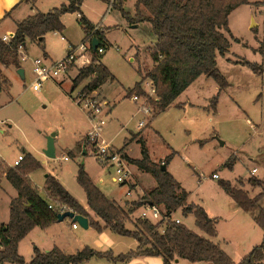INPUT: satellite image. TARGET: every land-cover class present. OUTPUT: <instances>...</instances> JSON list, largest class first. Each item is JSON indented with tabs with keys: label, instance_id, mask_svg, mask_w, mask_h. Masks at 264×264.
<instances>
[{
	"label": "rangeland",
	"instance_id": "rangeland-1",
	"mask_svg": "<svg viewBox=\"0 0 264 264\" xmlns=\"http://www.w3.org/2000/svg\"><path fill=\"white\" fill-rule=\"evenodd\" d=\"M64 1L38 0L36 8L47 12L59 7ZM119 1L115 0V3ZM135 1L123 2L125 11H129L132 16L135 15ZM249 1L250 3L238 6L229 16L232 36L239 40L229 36V52L225 56H218V67L229 86L219 93L216 109L211 105V98L219 91L218 83L212 77L202 75L177 98V101H184L181 107L176 106L175 101L166 110L159 111L155 103L144 98L146 105L152 108L151 115L142 109V99L135 101L128 97L129 90L141 79L138 67L144 77L142 89H146L145 83L150 80L145 77L154 66L147 47L151 44L150 40L142 33L140 27L130 28L132 24L114 6L109 9V0H84L82 4V10L90 21L95 24L103 22L108 26V38L111 42L102 60L115 76V80L106 81L101 93L95 91L92 94L103 104L100 116L105 120V125L101 138L120 148L126 139L136 136L126 147L134 159L142 157V144L139 141L141 137L145 139L153 161L163 162L171 152L176 151L169 162V169L190 194L189 201L207 208L213 216L222 215L226 218L249 216L224 191L221 180H235L240 177L239 180L244 181V189L251 196L264 189V52L260 49L264 44V0ZM254 2L260 3L255 5ZM79 18V12L65 13L62 16L66 26L64 32H49L45 38L46 47L34 40H27L28 49L25 51L29 57L26 61L19 58L21 64L24 62L25 78L15 70L8 69L6 73L11 81L9 90L0 80V89L7 90L0 92V160L12 164L19 154L30 152L42 163V167L30 173L40 192L43 193L42 183L45 175L50 172L58 174L63 185L82 203H86L85 191L77 181L79 164H83L98 184L108 193L117 196L119 204L128 211L126 226L135 229L142 208L130 210L129 207H132V202L152 190V187H149L155 184L152 174L144 173L137 164L132 163V182L135 183L137 179L134 180V177L139 175L143 177L146 187L134 185L135 191L132 183H116L112 179L111 170L97 159L95 144L88 141L87 133L99 119L91 116L84 103L80 104L74 99L83 87L80 85L71 91L70 77L76 70L70 72L67 77L65 73H61L57 79H47L39 91H34L32 87L33 59L42 57L45 49L55 60L64 58L70 43L79 45L82 42L85 31L79 23ZM135 51H138L136 55ZM133 55L137 60L131 61ZM89 56L88 53L87 57ZM89 59L94 61L92 54ZM245 60L259 63L260 72L256 73L249 65L244 64L242 61ZM0 68L5 73V65L1 62ZM64 78L65 81L61 84ZM151 97L157 98V93L151 94ZM142 119H146V125L140 127L139 121ZM52 132H58L55 158H49L44 153L47 136ZM78 141H81L80 144ZM70 149L76 150L77 155H68L70 159L66 161L62 155L67 154ZM84 149L87 154L83 153ZM232 154L237 160L234 167L229 169L224 163ZM254 167L258 168L255 175L251 173ZM214 173H218L220 178H214ZM252 176L261 179L263 184L252 185L249 182ZM136 183L139 184L138 181ZM174 215L181 218L189 229L206 236L196 225L192 213L183 216L180 208ZM249 220L253 221L251 217ZM71 223V218H65V224L72 227ZM254 225L259 227L256 223ZM219 228L221 234L214 240H221L220 246L232 252L230 256L234 261H240L246 255L243 248L247 246L248 240L242 236L236 237L230 245L223 237L232 232L231 224L223 220L220 221ZM83 229L79 225V229L74 230V233L82 232ZM260 231L263 232L261 227ZM91 233L95 234L93 231ZM120 239L126 241L125 244L134 241L128 236ZM238 245L239 249L235 247ZM20 251L26 260L31 259L33 247L22 246ZM84 264L117 263L105 258H92ZM173 264L212 263L181 259Z\"/></svg>",
	"mask_w": 264,
	"mask_h": 264
},
{
	"label": "trees",
	"instance_id": "trees-1",
	"mask_svg": "<svg viewBox=\"0 0 264 264\" xmlns=\"http://www.w3.org/2000/svg\"><path fill=\"white\" fill-rule=\"evenodd\" d=\"M34 4L36 0H21ZM84 0H68L59 7L47 12L38 11L21 21L10 41H4L0 35V62L5 66L21 67L19 60L20 46H26V41L37 40L45 47V38L49 32L62 33L66 26L62 16L69 12H79V23L85 31V38H97L99 44L94 50L92 42L90 52L94 62L79 70L73 82L77 87L89 79L81 92L92 95L106 81L115 80L111 70L100 59L99 47H109L105 29L92 33L93 25L82 13ZM124 0L115 3L114 8L131 24H137L142 33L150 40L148 46L153 68L145 77L150 78L156 87L157 98L151 99L164 111L200 76L212 77L218 83L219 91L211 98V105L217 107L219 93L229 86L225 75L218 67V56H225L230 49L229 36L232 32L229 26V16L238 6L250 3L249 0H136L135 15L123 7ZM260 2H254L258 5ZM255 29V28H253ZM233 37V36H232ZM235 40H239L233 37ZM260 49L264 52V44ZM97 61H99L97 63ZM252 70L259 73L260 64L248 60L242 61ZM129 90L128 95L145 94L141 88L144 77ZM1 74V69H0ZM147 95V94H146ZM133 138V137H132ZM132 138L128 141H131ZM142 144L140 159H130L141 170L151 173L157 186L148 191L139 200L131 203L133 208H139L143 200L159 205L165 214L182 209L183 216L192 213L196 225L206 233L199 235L189 229L184 223L176 221L153 222L139 217L135 229L126 226L127 209L115 200L110 199L93 181L83 164H79L77 181L86 193L89 208L105 222L106 228L136 239L138 247L125 253L115 255L113 251H100L86 246L75 253H65L58 247L50 251H42L35 247L33 256L28 261L19 252L20 241L35 227L45 228L58 221L60 213L58 205L66 204L70 210L90 218V225L101 230L100 225L88 213L85 206L52 174L46 178L47 197H43L29 177V174L42 167V163L30 152L25 153L23 160L7 170V179L18 194L10 203V220L0 225V264H84L92 258H106L115 263L124 264L139 256H161L164 264H172L182 258L190 262H211L212 264H264V237L260 244L239 262L214 240L217 236L216 220L210 217L203 206L188 201V192L167 169L162 170V163L169 164L176 151L171 152L163 162L155 163L149 153L146 141ZM127 156V155H126ZM237 157L232 154L225 167L232 169ZM252 185H262L263 181L255 176L249 178ZM224 191L246 212H250L254 221L264 231V189L250 196L241 186H236L229 180L220 182ZM51 197V199H50ZM53 204L54 207H50Z\"/></svg>",
	"mask_w": 264,
	"mask_h": 264
},
{
	"label": "crops",
	"instance_id": "crops-1",
	"mask_svg": "<svg viewBox=\"0 0 264 264\" xmlns=\"http://www.w3.org/2000/svg\"><path fill=\"white\" fill-rule=\"evenodd\" d=\"M67 1L68 0H65L64 2H67ZM37 2H38V0H36V2L34 4H31L30 2L21 1V0H0V35L4 36L6 34H8V35L9 34H13L15 32V30L17 29L18 24L21 21H23L24 19H26L28 16L33 15L36 12H38L39 10L36 8V3ZM81 10H82V6H81ZM82 13L86 16V14L84 13L83 10H82ZM79 17H80V13H79ZM90 22L93 25H96L93 21H90ZM102 25H103V29H105L106 40H107L108 43H111L109 41V38H108V32H109L108 26L105 25L103 22H102ZM118 25L120 26L119 23H118ZM133 25L134 24L130 25L129 27L130 28H138V25H137V27H134ZM53 32L55 33L57 31H53ZM34 41H36L38 43L37 40H34ZM26 44H27V41H26ZM69 45L72 46L74 44L73 43H70ZM45 47H46V45H45ZM25 49H28L27 48V45L24 47V51H25ZM106 49L107 48H105V51H106ZM104 52L103 53H100V54H102V57H103ZM137 53H138V51H135L134 54L136 55ZM89 55L91 56V52H89ZM135 55L131 56V58H130L131 61H134L136 59ZM87 56L88 55H85L84 57H80L77 60V62L65 73V75L67 77L70 72L76 70V73L70 77V79L72 81V90L71 91H73L75 88H77L80 85H83V87H84L88 83V81H89V80H85V81L81 82L77 87H75L74 82H73L74 78L78 75L79 70L81 68H83L85 65H87L86 64V61L87 60H89V63L94 62L93 60L91 62V60L89 59L90 56H89V58ZM38 57H40V56H38ZM42 57H47L50 60H55L54 58H52L50 56L49 52L46 49H45ZM100 61L103 64H105L103 62L102 58L100 59ZM98 62L99 61H97V63ZM23 64H24V62L22 64L20 63V65H21L20 68H23L24 69ZM4 69L6 71H5V73H4V71L3 72L1 71L0 80H2L3 83L7 85L6 88H8L7 90H9L10 89V86H11V81H10V78L7 75L6 72H7L8 69H13V70H15L18 73L19 67L15 66V65H10V66H5ZM24 74H25V69H24ZM204 76H206V75H204ZM23 78H25V76ZM57 78L58 77H56L54 79H57ZM64 81H65V78L60 83L62 84ZM135 85H136V83H135ZM102 89H103V85L98 90H96V92L97 93H101ZM7 90H1L0 89V92L1 91H7ZM70 96H71V93H70ZM128 97H130V96L128 95ZM183 102L184 101H177V99H176L175 105L181 107ZM56 133L58 135V132H56ZM56 136H55V142H56ZM85 136H86V134L83 136V139L85 138ZM135 137L136 136H133V138L130 137V139L132 138V140H133ZM83 139H81V141ZM130 139L129 138L126 139L124 145L122 147H120V149H122V150L124 149V151L127 153L126 155H127L128 160L134 159L128 153V151L126 149V147L132 142V140L131 141H128ZM81 141H78V144H80ZM55 147H56V145H55ZM83 153L84 154H87V150L84 149L83 150ZM21 154H19V155H21ZM64 154H66V153H64ZM19 155L17 156V158L14 159V162L12 164H7L3 160L2 161L0 160V199L2 200L0 202V205H2V206H0V212L2 214L0 216V225L9 222V220H10V203H11L12 199L15 198L17 196V194H18L17 190L14 188V186L7 179L6 174H7L8 168L9 167H13L15 165V161L18 159ZM56 155H57V148H56ZM63 155H62V157H63ZM67 155H69L71 157H76V155H77L76 150H73V149L67 150ZM69 159H70V157H69ZM138 159H140V158H138ZM154 162L155 163H159V161H154ZM225 163H224V166H225ZM131 164L132 163H130V165ZM254 168H257V167H254ZM167 170L169 172H171L170 169H169V164L167 165ZM252 170H251V172H252ZM257 171H258V168H257ZM144 173H147V172H144ZM49 174H52V173H50V172L47 173L45 175V178H44L43 183H42L43 188H44L43 189V193L40 192V189L35 184V182L32 180V178H31V176L29 174L30 179L32 180V182L36 186L37 190L39 191V193L43 197H47L48 196V192L46 190L45 183H46V178L48 177ZM52 175H54V174H52ZM89 175H90V173H89ZM54 176L59 179L58 174H55ZM173 176L176 178V176L174 174H173ZM91 178L93 179V181L102 189V191L110 199H113L117 203H120L119 200L116 198L117 196H115L113 193H108L107 190H105V188L101 184H98L96 182V180L92 176H91ZM134 178H135L134 180L137 179L136 181H138L139 184H137L136 181H135V183L131 181V183L133 184V188H134L133 190H135L137 186L139 187V185L145 187L144 184H143V177H141L139 175L138 176L136 175ZM239 178L240 177L235 178V180H230V179H228V180L231 181V183L234 184V185H237V186L240 185L241 187L246 188L245 187V184H244V181L243 180H239ZM177 180L182 185V182L179 179H177ZM100 181L103 182V179H101ZM156 186H157V182L155 180V184L154 185L151 184L149 187H152V189H153ZM182 187H183V185H182ZM189 195L190 194L188 193V201H189ZM3 199H5V201ZM50 199H51V197H50ZM78 200L81 202L80 199H78ZM82 204L85 206V208L87 209V211L90 214V216L95 221L98 222V224L101 227V230H97L96 228H94V227H92L90 225V218L89 217H88V219H89V227L87 229L84 228L82 232H77V233H74V230H78L79 229V225H78V227L75 228L73 226V223L74 222L72 221V223H71L72 227H70V225L65 224V219L62 220V221H59L58 220L56 222H53L52 224H50L49 226H47L45 228H42V227H39L38 226V227H35L32 230H30L29 233L20 241V243H19V252H21L20 250H21L22 246H26V245L27 246L30 245V247H33V253H34L35 247H38L42 251H50L53 248L58 247L59 249H61L65 253H75L78 250H81V249H83L86 246H90V247L95 248V249L100 250V251H108V250H111V251H113V253L115 255H117V254H120V253L128 252L130 250H134V249H136L138 247V241L136 239H134V238H132V240H134V241H132L130 244L128 242L127 243L128 246H125V245H127V244H125L126 241H124L123 239H120V238L127 237V236H122V235H120V234L112 231L110 228H106L105 222L102 219H100L98 216H96V214L89 208V206L87 205V201H86V203H82ZM123 208H125V207H123ZM205 210L207 211V213L209 214L210 217H213L216 220V222H215L216 229H217L216 239L219 238V236L221 234V231H220V228H219L220 221L226 220V222H229L231 224L232 232L231 233H228L227 235H225L223 237V240L226 241V242H228V243H230V245H232V243L234 242V240H236L235 239L236 237H240V236L245 237L248 240L247 246L245 248H243V250L246 253V255L253 249L254 246H256V245H258V244H260L262 242L263 237H264V231L263 232L260 231V226L256 222L255 223L259 227H255V225H254L255 223L253 224L254 219H253L252 215L250 214V212H246L245 211L246 214L249 217H251L253 221H250L249 220V217H243V218H235V217L234 218L233 217L232 218H226V217H224L222 215L213 216V215L210 214V212H209V210L207 208H205ZM175 212L176 211H174V214H175ZM177 218H179V217H177ZM181 222L183 223L182 220H181ZM92 231L95 232V234H92L91 233ZM120 236H122V237H120ZM220 241L221 240L218 241L219 245H220ZM117 246H118V248H117ZM235 247L237 249L240 248L239 245L238 246H235ZM224 250L229 255L232 253V252H230V250L228 248H224ZM32 256H33V254H32ZM181 259L182 258H179L178 260L173 261V263L179 262ZM117 264H120V263H117ZM124 264H164V260H163V258L161 256H139V257H135V258L130 259L129 261L125 262Z\"/></svg>",
	"mask_w": 264,
	"mask_h": 264
},
{
	"label": "built area",
	"instance_id": "built-area-1",
	"mask_svg": "<svg viewBox=\"0 0 264 264\" xmlns=\"http://www.w3.org/2000/svg\"><path fill=\"white\" fill-rule=\"evenodd\" d=\"M111 9L115 3V0H109ZM103 25L102 22L98 23L94 26L92 33H95L97 30H102ZM12 34H6L2 36L4 41H10ZM93 41L92 36L84 39L79 45H72L68 49V53L64 58L50 60L47 57H37L33 59L32 65V73L34 75V80L32 83V87L34 91H39L47 79H54L61 75V73H66L80 57H84L88 55L90 52V44ZM105 51V47H99L98 52L103 53ZM19 58L22 61H26L28 56L24 51V46H20L19 48ZM89 60L86 61L88 65ZM90 64V63H89ZM146 89L144 90L145 94H132L130 97L138 101L142 99L143 103L141 104L142 109L148 115H151L152 108L150 105H146L145 99H151V94H156V87L154 82L150 79L145 83ZM149 92V93H147ZM147 94V95H146ZM152 98V97H151ZM78 103H84V105L88 108L89 113L92 117H97L99 120L96 125H94L93 129L87 133V139L90 142H94L97 159L105 166L108 167L109 170L112 172V179L118 184H126L131 183L132 179V170L130 166V162L126 156L124 150L116 147L112 143L104 140L101 138V131L103 125H105V120L100 116L103 110V104L99 102L97 99L94 98L93 95L86 94L81 92V90L77 93L76 97L74 98ZM154 99V98H152ZM156 99V98H155ZM152 102V101H151ZM100 117V118H99ZM146 119H142L139 121V126H145ZM24 158V155H19L18 159L15 161V165L19 164ZM64 160H68L69 156L64 154L62 157ZM257 168L252 170V174H255ZM214 178H220L218 173L213 174ZM147 200H143V204L139 207L142 208L140 217L150 219L153 222H167V221H176L178 223L181 222L180 218L175 217L174 211L168 214H165L159 205L153 204L151 202H146ZM50 207H54L53 204H50ZM58 209L60 213H63L67 210H70L66 204L60 203L58 205ZM73 226L76 228L78 227V223L74 222Z\"/></svg>",
	"mask_w": 264,
	"mask_h": 264
},
{
	"label": "water",
	"instance_id": "water-1",
	"mask_svg": "<svg viewBox=\"0 0 264 264\" xmlns=\"http://www.w3.org/2000/svg\"><path fill=\"white\" fill-rule=\"evenodd\" d=\"M133 26L137 27V24H134ZM98 44H99L98 39L97 38H93L92 46H93L94 50L97 48ZM18 73L22 77L25 76L23 68H19L18 69ZM56 135H57L56 132H52L50 135L47 136V146L44 149V153L49 158H55L56 157V147H55V136ZM161 169L162 170H166L167 169V164L162 163ZM146 202H149V201H146ZM67 217L71 218L73 222L78 223V225H80L81 227H83L85 229H87L89 227V219H88L87 216H85L83 214L77 213V212H75L73 210H67V211H65L63 213H59L58 214V220L59 221H62V220H64ZM176 260H178V259H176Z\"/></svg>",
	"mask_w": 264,
	"mask_h": 264
}]
</instances>
